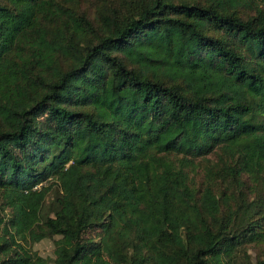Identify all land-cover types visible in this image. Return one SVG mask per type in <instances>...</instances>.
<instances>
[{
	"label": "trees",
	"instance_id": "1",
	"mask_svg": "<svg viewBox=\"0 0 264 264\" xmlns=\"http://www.w3.org/2000/svg\"><path fill=\"white\" fill-rule=\"evenodd\" d=\"M263 244L264 0H0V264Z\"/></svg>",
	"mask_w": 264,
	"mask_h": 264
},
{
	"label": "rangeland",
	"instance_id": "2",
	"mask_svg": "<svg viewBox=\"0 0 264 264\" xmlns=\"http://www.w3.org/2000/svg\"><path fill=\"white\" fill-rule=\"evenodd\" d=\"M199 170L200 169H198V171ZM195 177H196V180H197L200 177V174H196L195 173ZM35 248L38 249L41 254L49 255L51 253V250H52V245H51L50 241L43 240V241L35 244ZM261 251L262 252L264 251V244L262 246H260V247L249 246V249H248L247 253L250 254L251 259L254 261L256 259L257 254L260 253Z\"/></svg>",
	"mask_w": 264,
	"mask_h": 264
}]
</instances>
